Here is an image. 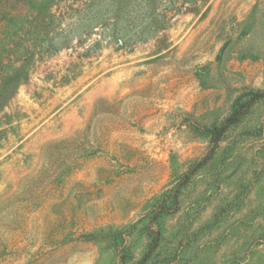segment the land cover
Here are the masks:
<instances>
[{
  "label": "rangeland",
  "instance_id": "374dc122",
  "mask_svg": "<svg viewBox=\"0 0 264 264\" xmlns=\"http://www.w3.org/2000/svg\"><path fill=\"white\" fill-rule=\"evenodd\" d=\"M86 3L0 0V264H264V0Z\"/></svg>",
  "mask_w": 264,
  "mask_h": 264
},
{
  "label": "trees",
  "instance_id": "16d2710c",
  "mask_svg": "<svg viewBox=\"0 0 264 264\" xmlns=\"http://www.w3.org/2000/svg\"><path fill=\"white\" fill-rule=\"evenodd\" d=\"M181 1L186 2V0H107L106 2L105 0H88L85 10L94 12L93 14L97 17L100 16V27L106 30L107 35L117 38L119 47H124L130 44L132 37L126 38V33H122V20L127 21L132 28L136 26L140 29L135 36L142 41L145 38L144 32L149 26L154 28L167 26L172 13L181 7ZM233 120L235 119H230L231 122H234ZM225 128L214 129L213 138L219 140ZM61 143L59 142L58 145L60 146ZM81 162L83 161L80 158L71 161L70 171L81 165Z\"/></svg>",
  "mask_w": 264,
  "mask_h": 264
}]
</instances>
